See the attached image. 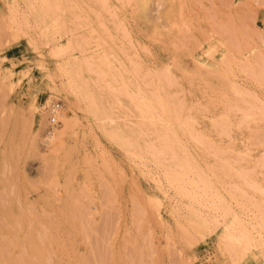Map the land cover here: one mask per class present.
<instances>
[{
    "label": "rangeland",
    "instance_id": "obj_1",
    "mask_svg": "<svg viewBox=\"0 0 264 264\" xmlns=\"http://www.w3.org/2000/svg\"><path fill=\"white\" fill-rule=\"evenodd\" d=\"M0 202L11 264H264V0H0Z\"/></svg>",
    "mask_w": 264,
    "mask_h": 264
},
{
    "label": "bare ground",
    "instance_id": "obj_2",
    "mask_svg": "<svg viewBox=\"0 0 264 264\" xmlns=\"http://www.w3.org/2000/svg\"><path fill=\"white\" fill-rule=\"evenodd\" d=\"M1 203V202H0ZM6 203V202H5ZM3 204V203H2ZM7 204V203H6ZM3 206V205H2ZM10 215H7V219L10 220L9 218ZM15 216V215H14ZM4 218V217H3ZM2 219V218H0ZM3 220V219H2ZM15 220L18 222V220L15 218ZM13 221V222H16ZM19 221H20V217H19ZM78 221V220H77ZM82 221V220H81ZM5 222V221H4ZM81 224V222H80ZM9 225V224H8ZM15 225V224H14ZM16 225L18 226V223H16ZM83 225V222H82ZM10 226V225H9ZM6 227V224H5ZM11 227V226H10ZM19 228V227H18ZM17 228V229H18ZM39 228V227H38ZM11 229H13L11 227ZM16 229V230H17ZM26 230V229H25ZM28 230V229H27ZM32 230V229H31ZM8 232V231H7ZM38 233L40 231H37ZM42 233V232H41ZM19 236V233L17 232H8L5 234L0 235V264H11L13 263L14 259H12V253L13 251H15L18 246L19 247H25L27 249L26 253L28 252V249H34V247H37L35 245L36 240L33 239L32 237H29V239L27 240V238L25 239V241L22 243V245H19L15 239ZM40 244V243H39ZM41 247V246H40ZM18 262V261H17ZM17 262H15V264H17ZM98 262V261H97ZM19 263V262H18ZM27 262H23V264H26ZM99 263V262H98ZM28 264V263H27Z\"/></svg>",
    "mask_w": 264,
    "mask_h": 264
},
{
    "label": "built area",
    "instance_id": "obj_3",
    "mask_svg": "<svg viewBox=\"0 0 264 264\" xmlns=\"http://www.w3.org/2000/svg\"><path fill=\"white\" fill-rule=\"evenodd\" d=\"M61 109V104L58 102L52 103L49 108V122L51 125H55L57 123V115Z\"/></svg>",
    "mask_w": 264,
    "mask_h": 264
}]
</instances>
